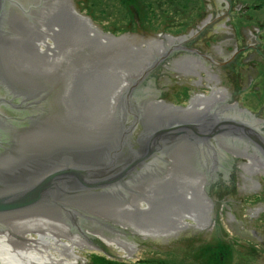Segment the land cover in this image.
Masks as SVG:
<instances>
[{
  "label": "water",
  "instance_id": "95a60500",
  "mask_svg": "<svg viewBox=\"0 0 264 264\" xmlns=\"http://www.w3.org/2000/svg\"><path fill=\"white\" fill-rule=\"evenodd\" d=\"M57 1L60 16L45 14V0H0V235L128 251L164 239L134 246L137 225L145 234L198 225L170 205H199L201 226L264 231V121L237 104L148 94L142 81L177 48L156 54L140 35H178L115 25L86 0ZM40 27L51 34L39 44ZM200 170L207 181L229 177L210 188L215 202L200 189V199L152 189L174 175L194 185Z\"/></svg>",
  "mask_w": 264,
  "mask_h": 264
},
{
  "label": "rangeland",
  "instance_id": "374dc122",
  "mask_svg": "<svg viewBox=\"0 0 264 264\" xmlns=\"http://www.w3.org/2000/svg\"><path fill=\"white\" fill-rule=\"evenodd\" d=\"M150 1L123 0L126 7L120 8L119 0H86L90 8L115 25L175 34H187L194 29L209 4L208 0H192L191 4L188 0L185 3L187 7L180 8L178 6L182 0H178L177 4L176 0H152V3ZM226 1L229 3L231 0ZM232 1L237 3L238 12H226L223 18L225 22L229 18L225 24L232 22L234 26H242L248 28V32L250 31L251 40L248 36L246 38L239 36V40L244 41L245 45L255 43V50L252 51L253 59L258 63L254 70H252L254 64L250 61L247 69H244L246 71L237 67L234 70V74L240 75V79L222 76V82L218 83L216 88L224 96L219 98L216 95V100L209 99V96L212 97V85L216 81L202 79L198 84L199 78L196 76H183L175 71L168 74L161 63L152 70L155 73L151 71V77H155V86L160 98L190 101L195 95L203 94L208 103L223 101L228 104H237L264 121V0ZM150 3L156 15V18L152 17L151 21L147 18L150 14L146 10ZM106 4L109 5L106 6ZM220 5L223 6V3ZM124 10L127 16L124 15ZM214 12L204 15V18L211 15L210 20L214 22ZM121 13L123 15H120ZM134 13L137 15L135 18ZM204 18L203 21L206 19ZM216 35V39L227 37L224 29ZM204 66L206 70L202 71L201 75L206 77L204 73L206 71L211 73L214 68L208 64ZM218 78L221 80L220 77ZM147 81V79L142 81V87H149ZM199 226L187 223L176 231L175 238L169 236L159 242L128 251L103 248H101L102 251H98L75 246L74 253L79 256V264H92L93 256L106 257L116 263L131 262L132 264L137 261H140V264H264V231H254L256 238H252L240 236L236 230H221L206 226L199 228ZM194 228L198 231L193 230ZM188 231L192 232L188 233ZM185 232L187 236L180 234ZM127 253H130L129 256Z\"/></svg>",
  "mask_w": 264,
  "mask_h": 264
},
{
  "label": "flooded vegetation",
  "instance_id": "af4514ba",
  "mask_svg": "<svg viewBox=\"0 0 264 264\" xmlns=\"http://www.w3.org/2000/svg\"><path fill=\"white\" fill-rule=\"evenodd\" d=\"M52 1H55V0H52ZM208 1H209V4H207V9H206L207 13L205 12V14H203L199 18V21H198L199 24L196 26L194 25L195 28L188 31L187 34H177L178 36L175 35L176 36L175 39L172 41L170 40V42H169V40L164 39V35H162V38L161 37L155 38V36L143 35V34H141L140 36L145 41H146V39H150V38L152 39L150 43L153 44L156 54H159L160 52H162L161 45H163L164 43L172 44V45L176 46L177 49L174 50L169 55L167 60H164L161 63L167 69V71H168L167 73L171 74L173 71H175L177 73H181L183 76H190V77L196 76L197 78H199L198 84H200V80H202V79H204L206 81H208V80L216 81L212 85L211 91L213 92V89H218V88H216L217 84L218 83L220 84L222 82V76H224L225 78L230 77V78L240 79V75L234 74V72H235L234 70L236 69V67L240 68L243 71H246L244 69H247L246 68L247 64H249V62L251 61V63L254 64L252 67V70H254L258 61L253 59L254 53L252 51L255 50V43L251 44V45H249V44L245 45L244 41L241 42L239 40V36H241L242 38H246V36H248L249 39L251 40L250 31L249 32L247 31L248 28H245L242 26L241 27L234 26V24L232 22L225 24L226 22H228L229 18L226 19V22H225V19L223 17L225 16L226 12H231V13L237 12L239 10L237 7V3L235 4V1H232V0L229 1V3H227L226 1L223 2L222 0H208ZM220 3H223V6H221ZM55 4H59L57 0L54 3L49 2V0H45V2H43L44 12L46 15H47L46 10L50 11L51 8L54 9L53 5H55ZM228 4H229V7H228ZM215 6H216V8L213 9V7H215ZM230 6H231V8H230ZM73 8H74V5H73ZM75 11L78 12L76 10V8H75ZM209 11L210 12L215 11L214 12L215 13V21L214 22H212L210 20L211 15L208 16L207 18L205 17L206 19L204 18V15H206V14L209 15V13H210ZM56 12H57V10L55 11V14L57 16L61 15V11H59L58 13H56ZM81 16L86 17L85 15H82V14H81ZM203 18L205 19V21H203ZM97 29H96V31H97ZM223 29H224V32L227 34V37H225L224 39H221V37L216 39V37H217L216 34L218 32L219 33L223 32ZM37 30L40 31L39 37H41L39 39V44L42 43V41H43L42 40L43 35H50L51 34V32L49 34H46L45 33L46 31H44L45 29H42V27H40ZM98 30L100 31V32L97 31L98 33L102 32V30H100V29H98ZM100 39H102V37ZM179 40H181V42ZM141 45L144 46L145 44L142 43ZM238 45L240 46V48ZM45 46L46 45L44 44V48H46ZM36 51H38V53H40V55L37 56L40 59L51 60L53 58V53L50 56H46L45 51L39 52V50L35 49V52ZM204 64H206V65L208 64L212 68H214V71H212L211 73L209 71L208 72L206 71L204 73L205 74L204 76H206V77H203V75H201V72L206 70L205 69L206 66H204ZM158 66H160V65H158ZM258 71H259V69H258ZM152 73H155V71L154 72L152 71ZM207 76H209V77H207ZM218 77H220L221 80ZM146 79L148 80L147 82L149 84L148 85L149 87L147 89L148 92H147V90H146V92L149 94V92H151L150 90L152 89L154 94H157L159 96V91L157 90V88L155 86V81H154L155 77L154 76L151 77V72L148 74ZM250 79L251 78L249 77V81H250ZM182 84H184V83H182ZM214 85H216V86L213 88ZM200 96L202 98H204L203 94H197V95H195L194 98H192L190 100V104H188V105L195 106L197 102H194V101H196L194 99L198 98ZM194 103H195V105H193ZM233 163H234V161H233ZM233 163H232V166H233ZM205 175L203 174V171L200 170V178L201 179L200 178L197 179V177H196V179H194L195 180L194 185H190L189 183L187 184L184 177L182 179H180V178L175 177V175H174L171 177L170 186H168L166 184L167 183V180H166V181L161 182L162 184H166L163 186V188H159L158 184H156L157 186L154 185L152 187V189L157 188V190H163V191H169V192L172 191L175 195H176V192H179V191H181V192L191 191V194L193 196H198V194H197V193H199L198 189L201 190V193L207 191L209 194V190L212 186H214V188H215L217 186V184L220 183L221 181H223L224 183H227V179H229V177H227L225 175V173H223L222 171L217 172L216 177H210L209 181H207L208 178L205 177ZM228 175H229V173H228ZM193 176L195 177L194 174H193ZM177 180H180V184ZM202 181H204L203 184H202ZM197 182L199 184H197ZM206 182H208L207 188L204 189L203 185ZM161 183L159 185H161ZM176 184H179V185H176ZM181 184H183L182 188H184L182 190L179 189V188H181V186H180ZM172 197H175V196L172 194L171 198ZM156 198H161V197L156 196L154 199H156ZM198 198H199V196H198ZM212 198L214 199V197H212ZM139 199H140V197H139ZM140 200L142 202V199H140ZM214 201H215V199H214ZM128 202H130V201H128ZM128 202L127 201L124 202L125 206H130V203H128ZM144 203H146L145 199H144ZM193 203H196V202H193ZM198 203L199 202L197 201V203L195 205H198ZM131 204L133 205L132 202H131ZM147 204L148 205L150 204V206H152L151 211H154L157 208V202L155 203V201H153V200L147 202ZM177 208H180L181 214L183 215V217L185 215H187V217H189V216L195 217V219L197 221L196 223L198 225H200L199 228H201V224H199V223H202V221H204L206 219V216L203 215V212H201V208L199 205H198V209L195 208V210L191 209V207L188 208L187 210H185L186 208L179 207V205L177 207L174 206L173 208L171 205L168 207L169 210L172 209L174 211H176ZM151 211H148L147 213H152ZM234 221L235 220H233L232 218L229 219L230 223L231 222L233 223ZM234 223L237 224V226H240V225L243 226L244 225V223L240 222V221L239 222L235 221ZM137 226L140 228V231L143 229H145V230L148 229L147 227H143L141 225L140 226L137 225ZM193 230H197V229L194 228ZM243 230H236V231L240 236H250L252 238H256V233L253 230H251V231L250 230L249 231H243ZM140 231L135 235V237H133L134 240L138 241L137 243L134 244V246L137 244H140L141 240H143L144 238H150V239L153 238V239L158 240V239H162V238H169V236H171L173 238H175L177 236L175 228H169L166 231L161 230V231H163V232L160 231L161 233H156V232L154 233L153 231H151L150 233L145 234L144 232H140ZM70 232H72V231H70ZM191 232L192 231H188V233H191ZM180 234H182V236L183 235L187 236L186 232L180 233ZM89 235H90V233H89ZM94 237H96V236L94 235ZM259 239H261V238L259 237ZM261 240H263V239H261ZM126 246H128V245H126Z\"/></svg>",
  "mask_w": 264,
  "mask_h": 264
},
{
  "label": "bare ground",
  "instance_id": "6f19581e",
  "mask_svg": "<svg viewBox=\"0 0 264 264\" xmlns=\"http://www.w3.org/2000/svg\"><path fill=\"white\" fill-rule=\"evenodd\" d=\"M150 91L152 94V89ZM216 95L219 98L224 96L217 89L212 92V97L210 96L209 99L216 100ZM198 98H195L196 102L208 103L205 98L201 96ZM74 248L75 246L71 245L0 235V264H79V256L74 253ZM129 254L127 253L128 256Z\"/></svg>",
  "mask_w": 264,
  "mask_h": 264
},
{
  "label": "trees",
  "instance_id": "16d2710c",
  "mask_svg": "<svg viewBox=\"0 0 264 264\" xmlns=\"http://www.w3.org/2000/svg\"><path fill=\"white\" fill-rule=\"evenodd\" d=\"M192 0H189L190 4L193 2H191ZM152 3V0L150 1ZM178 0H176V4H177ZM186 2H188V0H182V2L179 3L180 8H185L186 6ZM149 4V6L147 7V12L150 14V16H148V20L150 19V21L152 20V17L154 18L156 15L154 14L155 9L153 10V5ZM119 4H121L120 8L126 7L124 6V2L123 0H119ZM109 4H106V6H108ZM112 14V13H111ZM120 15H123V13H121ZM124 15L127 16V14L125 13L124 10ZM156 18V17H155ZM92 264H132L131 262H124V263H116V262H112L111 260L107 259L106 257H102V256H93L92 257ZM135 264H140V261H137Z\"/></svg>",
  "mask_w": 264,
  "mask_h": 264
}]
</instances>
